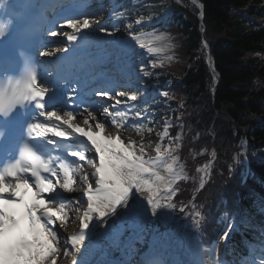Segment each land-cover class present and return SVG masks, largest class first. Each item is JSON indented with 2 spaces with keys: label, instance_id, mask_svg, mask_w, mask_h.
Returning <instances> with one entry per match:
<instances>
[{
  "label": "trees",
  "instance_id": "16d2710c",
  "mask_svg": "<svg viewBox=\"0 0 264 264\" xmlns=\"http://www.w3.org/2000/svg\"><path fill=\"white\" fill-rule=\"evenodd\" d=\"M161 1L132 0L127 12L135 18L157 20L164 8ZM200 1L202 24L194 3L176 4L177 13L169 24L176 42L174 59L158 65L147 76V84L155 89L170 82V97H174L157 100L160 114L152 116L155 120L183 112L182 120L174 119L171 135L177 134V125L183 121L180 152L191 178L179 184L178 203L194 201L208 241L218 240L229 257L236 259L234 249L244 245L240 231L253 237L255 227L264 225V0H253L248 7L249 0ZM203 39L210 48L216 77L208 66ZM244 139L248 141L246 178V167L234 158ZM151 141L148 149L155 153L161 140ZM213 147L216 158L209 181L198 192ZM223 212L236 215L237 223L226 238H221L219 222Z\"/></svg>",
  "mask_w": 264,
  "mask_h": 264
},
{
  "label": "bare ground",
  "instance_id": "6f19581e",
  "mask_svg": "<svg viewBox=\"0 0 264 264\" xmlns=\"http://www.w3.org/2000/svg\"><path fill=\"white\" fill-rule=\"evenodd\" d=\"M93 0H84L83 5L89 7ZM99 4L92 9L91 15H84V17L77 18V21H80V24L70 26L66 24V28L69 29L65 32V36L68 41L59 42L57 49L69 53H74L77 62L86 64L93 58L92 53H88L84 59H81L82 53L76 50L78 46V37L79 31L76 29L83 27L86 28L85 19L88 18L92 20L90 30H85L88 33V39L95 38L98 41H101L99 48L103 49V55H107L110 52L111 48L104 43V37L102 35V27L108 26L109 17L104 16L99 10ZM105 27V28H106ZM92 29V31H91ZM75 31V32H74ZM93 32H96V37H91ZM112 37L115 35V32L107 31ZM56 40L61 37L56 36ZM162 37V38H161ZM169 37L167 34H149L142 35L140 40L125 39L117 41L118 45L127 46L128 49L134 50L135 47H132L135 43H144V42H154L155 46L152 49H160L163 51L166 49V46L169 44ZM55 49V55L58 51ZM67 49V50H65ZM100 50V49H99ZM89 51V50H87ZM138 51V50H136ZM51 53V51L48 50ZM122 53L118 50V47L113 50V56H104L109 57L107 63L109 66H112L113 70L117 72L116 74V83L113 87H110L108 90H105V93L110 95L100 96L96 93V100L92 101L94 103L93 108H88L83 111L82 118H77L72 120L71 117L64 111H53L52 116H57L58 120L56 124L60 123V119H67L66 116L70 117L68 122L74 121L77 123L76 126L79 131V141L83 143L82 151L85 153L86 147L88 145H93L94 148L89 152L91 155H97V157L90 159L85 157V162L78 165L74 175H69L70 173H65V176L61 178L64 180L63 184L68 183L70 177H74L76 183L82 187L84 190L96 189L97 193L90 196L95 200L98 197L104 195L113 194L115 200L121 195L126 194L128 191H131L133 187L136 188V192L142 193L143 198L147 200L149 204L153 203V200H148V195L152 193L156 188H162V185L167 182L170 184H176V182L183 176L184 168L178 159H167L162 160L161 158H155L152 161H146L138 159L126 146V138H130L129 131L121 124L123 119L122 112L126 109L123 107L126 104V99L131 98V96H120L118 93L128 92L131 88L127 77H130L129 72H123L128 68L130 62L127 59H122ZM152 53V52H150ZM47 57H52L46 55ZM97 57V56H96ZM99 58V57H98ZM74 59V58H73ZM104 61L102 58L101 61ZM131 60V59H130ZM129 60V61H130ZM70 62V61H69ZM103 65L100 63V58L97 64L100 66ZM113 79V78H110ZM104 93V92H103ZM94 114V115H93ZM122 116V119H121ZM81 119H84L81 122ZM91 121V123H90ZM107 126L108 134H104V128ZM75 127V126H72ZM125 139V140H122ZM119 142L121 147H116L115 145ZM102 150L107 153L108 163L104 164L102 159ZM87 154L86 156H89ZM89 161V162H88ZM65 178V179H64ZM117 179L122 186L125 188V191L120 194V192L110 190L106 186V180ZM89 180V181H88ZM146 181H155L152 191H144L142 187ZM63 188V187H62ZM77 189V190H76ZM79 187H76L73 192H66L73 194L77 192ZM64 190V189H63ZM82 191V190H81ZM162 192L166 193L167 189L162 188ZM57 195L54 197L49 196L47 198L48 202L51 205L60 203L66 205L67 207H60V219H67V212H70V217L66 222V226L62 229L67 230L68 234L79 233V225L81 229L83 228L84 217L92 218L90 211L83 209L81 201L69 199L63 201L66 198L59 199ZM155 199L163 201V196L158 195ZM92 205H95L92 203ZM97 208V206L95 205ZM162 209L158 211L156 216H152L149 213V210L145 207V203H138L134 210H129L124 212L122 209L118 210V215L115 218H112L114 213H110L108 216L102 217L100 219H95L91 222L93 225L89 224V228L85 229V241L81 246L79 253L69 249L67 255L61 254V259H58L57 264H72L73 258H78L80 264H172V255L171 251L175 249L177 252L178 262L180 264H217V246L207 247L201 246L196 240L195 237L192 239L190 236L186 237L185 227L179 226L177 231L171 237H166L161 240L155 241V226L154 223H157L158 217H163L164 219H169V209L161 206ZM108 223L107 227H101ZM133 224V225H131ZM136 226V227H135ZM121 233V238H119V244L116 243L114 238H117L118 234ZM63 238V237H62ZM129 244L125 245L124 242L127 240ZM155 244V245H154ZM162 244V247H161ZM160 247L156 253H154V247ZM156 248V247H155ZM64 252V248L61 253ZM48 264H54V259L48 261ZM179 264V263H177Z\"/></svg>",
  "mask_w": 264,
  "mask_h": 264
},
{
  "label": "snow or ice",
  "instance_id": "6c2138e0",
  "mask_svg": "<svg viewBox=\"0 0 264 264\" xmlns=\"http://www.w3.org/2000/svg\"><path fill=\"white\" fill-rule=\"evenodd\" d=\"M199 7H202L199 6ZM198 7V11H199ZM85 19V25L87 27L91 26L92 20L88 18ZM65 24L70 26L80 24V21H65ZM107 31V29H105ZM53 32L52 35H56ZM162 38V37H161ZM206 44V42H205ZM207 46V44H206ZM59 49H57L58 51ZM67 50V49H65ZM151 52L160 51V49H150ZM48 50L41 52V55H50ZM208 63L211 66L212 59L208 58ZM158 65L153 64L152 67H157ZM144 75L149 73L145 72L143 66L139 69ZM33 83H38L35 80L34 73L32 74V83H28L26 88L14 87L11 93L4 94L0 93V113L7 114L12 111L17 104H23L27 100H31L35 95H44L47 89L43 92H34ZM31 93V94H29ZM97 95L105 96L110 95L109 93H98ZM120 96H136V93L121 92L118 93ZM161 96L168 99H174L170 97L168 91H163L160 93ZM183 102L180 103L179 107L183 108ZM94 115V114H93ZM143 115V114H142ZM173 119L182 120L183 112L180 116L169 118L167 116L163 119V127L160 133H157L158 138L161 140L165 138H170L171 140L179 141L183 137V129L185 125L183 123L177 125L179 131L174 137H170V129L173 127ZM151 119L148 120L150 124ZM91 123V121H90ZM37 127L36 125L32 126ZM107 126L104 128V134L107 135ZM151 131V129H149ZM199 135V134H197ZM129 138L122 139L127 141ZM116 147H121L119 142L115 145ZM164 152H161L163 155ZM23 156L27 158H32L31 149L26 144L24 146ZM102 159L104 164L108 163V156L106 152L102 150ZM24 171L21 169L20 163L11 164L7 168L0 172V215H2L3 220V259L5 264H18L21 261L30 262V264H48V261L54 259V264H57L58 258L61 255V246L64 247V255H67L69 249L79 253L81 246L85 241V229L89 228V217H84L83 230L79 225V233H73L70 236L63 233L62 229L66 226V222L70 217V212H67V219H60L59 209L53 207L47 200L46 196H41L38 194L37 190L31 186V182L21 178L20 172ZM63 189L68 192H73L76 187H80L74 177H70L68 183L62 185ZM204 187L203 181H201V188ZM163 189H167V192H162ZM162 188H156L152 193L148 195V200H153L154 202L149 204L147 200L143 198L142 193H137L136 188L133 187L131 191L126 194L121 195L114 202L108 205L99 206L98 212L101 217L108 216L110 213H114L112 218L118 215V210H123L128 212L129 210H134L138 203H145V207L149 210L150 215L156 216L161 208V201L155 199L158 195L163 196V202L168 209H174L176 207L173 203V197L178 194V188L174 184L165 182ZM83 192V188H81ZM41 192L47 194L49 192H54L55 189L51 185L44 186L41 185ZM61 207H67L62 205ZM41 209H47L56 219L49 226L39 218V212ZM185 211L186 209H181ZM200 214L197 213V216ZM101 227H107L108 223L100 225ZM232 226H235L234 220L232 221ZM231 229L229 228L228 231ZM63 237V238H62ZM226 238V236H225ZM72 264H80L78 258H73Z\"/></svg>",
  "mask_w": 264,
  "mask_h": 264
},
{
  "label": "rangeland",
  "instance_id": "374dc122",
  "mask_svg": "<svg viewBox=\"0 0 264 264\" xmlns=\"http://www.w3.org/2000/svg\"><path fill=\"white\" fill-rule=\"evenodd\" d=\"M183 1L184 0H163L162 5L164 8L162 10V14L157 19L158 21L154 22L150 19H140V18H136V20L131 19V20L127 21L126 30L128 32H133V30L135 31L137 29H141L142 31H145L142 34H139V36H141V37H142V35L157 34V33L161 32L160 29L158 27H156V23L160 22L161 20H167V19L174 17V15L177 13V12H175L176 11L175 10L176 4L180 3V4L184 5ZM105 2H107V4H108L110 2V0H93L92 4H95V5L93 7H89V8L92 9V8L96 7V5H97L96 3H100L98 11H100L104 16L110 18V20H109L110 24L107 27L105 26L106 28L104 27L102 29L104 35L107 34L106 32L108 30L111 32H115V33L118 32L119 33V31L121 30L119 27V23L122 20L119 13H118L119 12L118 11L119 4L116 2L115 5L110 6V5H107ZM91 12H92V10L90 11V15H91ZM105 29H107V31H105ZM173 46H174V42L172 41V39H170L169 44L167 46V50H165L164 52L163 51L160 52L159 56L162 55L163 57H165V59L171 58V56H172L171 52H172ZM95 50H98V49H95ZM140 73L142 74V72H140ZM137 87H138L137 91H136L135 86L133 89L128 90V92L136 93L138 95L131 96V98L126 99V104L128 105V110H125L124 112H122V114L124 115L123 119L121 116V119H122L121 124L126 128V130L129 131V135L131 136L128 139V141L126 142L127 143L126 146L129 148L130 151H131L132 147H141V148L144 147V148H146L148 146L149 141L153 137H158L157 133H160L161 136H163V133L160 131L161 128L158 125L155 124V126H154V124H153V127L151 128V131H150L152 135H151V137L146 138V135L144 134L145 129L143 127V125L146 123V119H144V121L142 120L143 122L140 119H139V121H135V118L138 117L137 115H135V112L137 109L136 102H138V101L140 102L141 100H144L146 98L145 90L142 87H140V85H137ZM213 87L211 88V90L213 89ZM155 104L156 103H154L153 105H155ZM156 112H157V110L154 106H148V112H147L148 115L149 114L153 115ZM83 121H84V119H81V122H83ZM179 144H180L179 141H175V143H170L168 146H166L163 149L158 147V149H157L158 155L155 158H161L162 160H167L169 158L170 159H178L177 149L179 147ZM239 144H240L239 145L240 155H237L236 158H239L238 163H242L244 165V167H247L248 162H247V158H246V154H245L246 148H247L246 141L244 140ZM162 151L164 152L163 155H161ZM155 158H153V159H155ZM153 159H149V160L152 161ZM178 161H179V159H178ZM181 164H182V162H181ZM182 166L184 168L183 164H182ZM186 176H187V173L184 169L183 176L176 182V184ZM109 181H113V183L115 182L116 185L118 186L117 188L113 189L114 192L118 191V192H120V194H122L125 191V188L122 186V183H120L117 179L113 178V179L107 180V182H109ZM154 183H155V181H146L142 187V190L152 191V187H153ZM176 184L174 185L175 187H176ZM81 188H84V187H82V185H80L77 192H74L73 194L68 193L66 195V192L62 190L61 186H57V187H55V191L52 194L58 195L60 197V199L65 197L66 201L69 200L70 198L74 199V200L81 201V205H82L83 209H85V210L88 208V206H90V203H93L97 206V208H96V211L90 212L91 215H93V217L89 218V219L92 222L95 219L98 220V219L102 218L99 215L98 207L108 205V204H111L112 202H114L115 201L114 195L111 193L109 195H104L102 197H98L96 200H95V198L91 199V200H85L84 198H82V193H81L82 189ZM161 206H163L164 208H167L163 201L161 202ZM191 206H193L195 208L194 211L193 212L187 211L188 209H191V207L188 206V209L183 211L184 213L182 215H180L182 217H179L178 213L182 208L185 209L184 207H180L179 209L177 207H175L174 209H169V219H164L163 217H160L162 219L163 223L166 224L167 228L160 229L158 224L154 223L155 230H156L155 231V235H156L155 241L161 240V239L164 240V238H166V237H168V238L171 237L174 234V232L177 231V229L181 225L185 227L184 233L186 234V237L190 236L191 239L193 237H195L196 240H198V242H200L201 238H203V240L205 241V237H202V229L200 228V225H199V219L200 218H199V216H197L198 207H196V206H198V205L192 204ZM160 218H158L157 221L160 220ZM91 222H90V225H93V223H91ZM131 225H133V224H131ZM63 233L70 235L67 233L66 229L64 230ZM120 236H121V233L118 234V237H120ZM214 246L215 245H211L210 247H214ZM64 247L65 246H63V245L61 246V252H62ZM155 247H154V252L156 253L158 250H160V247H157V246H155ZM161 247H162V244H161ZM170 253L172 255V263L175 264L177 252L175 251V249H173V251H171ZM61 254H63V253H61ZM58 259H61V256Z\"/></svg>",
  "mask_w": 264,
  "mask_h": 264
},
{
  "label": "water",
  "instance_id": "95a60500",
  "mask_svg": "<svg viewBox=\"0 0 264 264\" xmlns=\"http://www.w3.org/2000/svg\"><path fill=\"white\" fill-rule=\"evenodd\" d=\"M196 4L198 5V6H201L202 5V3H201V1L200 0H196ZM200 8V10H201V12H200V17L203 15L202 14V7H199ZM203 45L205 46V48H206V50H207V52H208V58L209 57H211V59H212V61H213V58H212V55H211V53H210V51H209V47L208 46H206V44H205V41H203ZM212 65V64H211ZM215 72V71H214ZM216 73V72H215ZM210 161H209V163H208V165H207V168H206V171H208V169H209V166H210Z\"/></svg>",
  "mask_w": 264,
  "mask_h": 264
}]
</instances>
